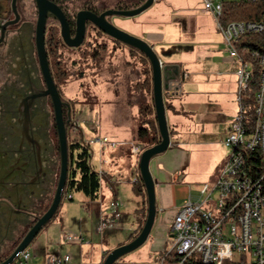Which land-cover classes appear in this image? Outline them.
<instances>
[{
  "label": "crops",
  "instance_id": "1",
  "mask_svg": "<svg viewBox=\"0 0 264 264\" xmlns=\"http://www.w3.org/2000/svg\"><path fill=\"white\" fill-rule=\"evenodd\" d=\"M203 7V0H154L150 16L135 24L162 65L163 95L171 138L169 149L150 162L155 180L157 216L149 238L157 244L171 240L173 218L187 200L204 199L205 195L201 193L203 187L207 186L209 192L214 188L210 186L221 175L229 157L225 139L232 122L239 115L236 72L240 62L230 57L214 14L205 12ZM28 47L24 52L17 49L13 56L22 89L14 84L5 85L1 101L7 102L8 106L0 114V254L4 246H14L17 241L13 238L14 234H20L27 227L33 212L44 213L49 208L60 172V160L48 134L51 114L48 100L42 99L36 107H28L24 96L17 97L18 93L26 94L31 85L34 86L30 81V71L35 73L36 69L33 51ZM23 55L27 56L26 62L21 57ZM29 61L31 67L28 66ZM135 65L138 70L143 67V64ZM145 79L146 75L141 71L139 77L133 79L135 81L130 80L131 94L142 93L147 103L152 104L153 91L150 94L146 85L139 87ZM107 85L115 91V98L107 100L108 104L98 96L95 104L85 98L73 99L74 103L84 102L86 117L81 119L74 115L76 124L71 137L88 143L94 137L107 136L120 143L117 147L90 145L93 167L100 173L102 182L106 176L108 185L101 186L98 200L91 201L83 194L81 200L91 215L95 214V218L101 220L107 209L106 198L110 202L120 199L123 203L120 209L123 223L119 231L127 230L129 234L125 238L128 239L121 243L117 240L110 245L109 233L105 234L101 236L100 250L93 248L88 256L82 254L78 257L71 246L85 247L87 240L82 243L62 240L60 234L71 232V226L64 228L55 220L50 230L48 225L52 221L41 230L45 239L36 241L40 232L31 243V251L37 259L28 264H45L46 258L52 254H62L54 241L65 247L74 243L65 253L72 255V264H103L108 251L133 240L146 221L147 195L145 190L139 192L137 189L140 171L133 157L139 153L136 146L138 114L137 107L134 109L133 105L139 103L130 101L124 110L119 104L122 88H114L113 80L109 79ZM133 85L139 88H133ZM37 86L40 88L39 83ZM105 119L111 120L116 129L108 132L103 125ZM95 122L99 125L96 126ZM219 166L222 167L220 172ZM70 194L72 199L69 200H74L73 193ZM213 198H217L216 193ZM53 228H59L58 233L52 232ZM132 236L135 237L131 239ZM8 257L3 256V260Z\"/></svg>",
  "mask_w": 264,
  "mask_h": 264
},
{
  "label": "built area",
  "instance_id": "2",
  "mask_svg": "<svg viewBox=\"0 0 264 264\" xmlns=\"http://www.w3.org/2000/svg\"><path fill=\"white\" fill-rule=\"evenodd\" d=\"M222 1L204 0L203 10L214 14L230 57L240 62L236 74L239 81L238 100L242 104L241 95L248 87L252 67L244 61L246 52H240L236 42L248 33H264V23L224 24L221 20ZM253 57L260 64L254 127H248L242 105L225 139V145L232 152L221 175L210 192L207 186L203 187L201 193L205 195L204 199H189L177 210L172 221L171 246L163 253L162 264H264V55L254 52ZM95 125L99 123L95 122ZM88 143L102 147L120 145L107 136L94 137ZM253 153L262 162L259 167L262 170L257 171L256 176L250 175L246 168V156ZM214 193L217 194L215 200L221 216L219 219L211 210L202 209L205 203L214 199ZM66 198L72 199V195L68 194ZM122 205L118 198L109 203L110 214L108 218H101L97 232L116 230L121 221ZM60 238L67 242L82 243L85 240L82 235L63 232ZM32 259L34 255L25 250L17 255L12 264H28ZM45 264H72V258L70 255H51L46 258Z\"/></svg>",
  "mask_w": 264,
  "mask_h": 264
},
{
  "label": "rangeland",
  "instance_id": "3",
  "mask_svg": "<svg viewBox=\"0 0 264 264\" xmlns=\"http://www.w3.org/2000/svg\"><path fill=\"white\" fill-rule=\"evenodd\" d=\"M203 4H204V0H203ZM30 12L34 14V9L31 10ZM68 13L69 16L73 18L76 16L78 12L77 10L76 11L74 10L73 6H70ZM151 13L152 11H150L149 8L140 15L135 16L133 18L114 16L110 20L118 28L136 37L143 39L140 30L135 27V24L140 23L141 20L150 16ZM82 48L83 49L77 51L61 49L59 52V57H60L59 60L61 63V67L63 69V74H62L63 76L61 77V81H60V85L63 89L62 98L72 99V101L73 99H77L78 97L81 100L82 98H85L90 103L95 104L94 101L98 96L99 98H102L104 100L105 104H108L106 102L107 100H112L115 98L114 96L115 91L113 90V88L112 87L107 88L108 79L113 80L114 88L117 86L122 88V92H121L122 95L121 98L119 99V104L120 106L123 107L124 110L127 108L128 103L130 101L139 103V105L135 104L133 105V107L134 109L137 107V114H138L137 126H140L141 121L145 117L144 115L145 112L143 108H141V105L142 103L147 104V98L142 93H140V95H138L137 93L131 94L133 89L129 85V82L130 80L139 77L141 71L145 73L147 71V64L143 62V59H141L136 52L135 55L132 56L128 51L129 48L126 49V47H122L121 43L118 44L112 41L111 39H109L108 36H106L103 33H99L95 31L91 27L88 31L87 37L85 39V43ZM136 63L141 65L143 64L142 65L143 67H141V69L138 70L136 68L137 65H135ZM114 80H116V83L114 82ZM143 85H144L143 82H141V86L139 87L141 88ZM133 86H134L133 88L137 87L135 85ZM83 103L84 102H80V101L74 103V115L77 118L82 119L86 117L85 115L86 112H84L85 108ZM242 105L243 104L239 103L238 114H240ZM103 125L104 127L107 128L108 132L109 131L111 132L113 129H116L117 127L109 119L103 120ZM136 146L139 148V153L135 154L133 157L139 167L143 142L136 138ZM94 148L95 146H93V149ZM228 150H229L228 156H230L232 149L228 148ZM57 156L60 160V154L59 155L57 154ZM224 164L222 165V167L224 166ZM220 167L221 166H219L218 168L219 172L221 171ZM216 180L218 179L216 178ZM216 182L217 181L213 182L210 187L215 186ZM107 185H108L107 178L106 176H104L102 186H107ZM73 195H74V200H69L66 198L62 200V205L60 206L59 211L56 215L57 217H55L52 220L51 225L50 224L48 225L49 226L48 230H50L52 223L55 220H57L59 225H64V228L65 227L69 228L71 226V232L69 233L66 232V233L76 236L82 235L87 240L85 247H80V245L73 246L72 244L74 243H70V246L72 245L71 247L72 248L74 247L73 250H75L76 256L80 257L82 254H87L88 256V252H90L93 248L100 250L101 238H102L101 236H104L105 234L108 233H109L108 239L111 240L110 245L115 244L117 240L120 241L121 243L124 242L126 239H128L125 238L127 234H129L127 230L124 232L119 231L120 226L123 223L122 222L123 219L117 225L116 230L114 231L106 230L105 232L102 233V235L101 233L97 232V226L100 221L99 218H95V214L91 215V211H88L86 209L85 205L82 203L81 200V198L83 197L81 193L75 192L73 193ZM104 203L107 209L106 211L103 212L104 214L103 218L104 217L108 218L110 214L108 207L110 203V199L106 198ZM202 209L211 210L214 213V216L218 219L221 217L217 209L216 200H211L208 204L204 205ZM54 231L55 234L58 233L59 228H53L52 232ZM112 233L113 235H111ZM43 234L44 231H42L38 235L36 241L41 240L42 238L45 239V237H42ZM55 236L56 235H54V237ZM133 237L131 239H133ZM170 241L171 240L168 239L165 244L163 243L157 244L154 243L152 240H150V238H148V240L141 247L122 256L115 264H162L161 259L164 255L163 253L170 249L171 246ZM53 244L59 246V247L56 246L55 247L59 250H62V254H57V255L52 254V256L63 257L65 255H70L72 257L71 254H65L67 253V251H69L70 246H66V247L61 246L57 243V241H54ZM31 248H32L31 246L28 247V251L29 250L31 251ZM162 250L163 253L160 254ZM111 251H108V254ZM31 252H32L31 254H34L33 251ZM87 256L85 257V260L88 259ZM34 259H37V257H35Z\"/></svg>",
  "mask_w": 264,
  "mask_h": 264
},
{
  "label": "water",
  "instance_id": "4",
  "mask_svg": "<svg viewBox=\"0 0 264 264\" xmlns=\"http://www.w3.org/2000/svg\"><path fill=\"white\" fill-rule=\"evenodd\" d=\"M154 0H145L143 4L132 9H108L101 14H96L89 10H80L76 15V32L72 37L70 25L63 9L50 0H36L39 16L36 27V46L38 59L46 85V89L36 95L29 97V104L39 97H50L54 109L55 125L58 134V144L60 151V172L54 198L49 208L36 219L33 226L25 234L21 242L17 245L12 254L0 264H12L17 255L25 251L37 235L45 228L56 216L59 207L65 195V188L69 173V147H68V128L71 123V113L68 119H65L63 106L65 105L59 92L58 86L53 78L48 54L45 44V33L47 19L53 16L60 22L61 38L65 45L71 48H80L85 40L87 32V24L91 23L93 27L111 39L120 42L127 47L134 48L141 52L149 61L152 69V87H153V103L155 108V116L157 120L160 141L145 149L140 157L139 171L140 177L144 184L147 195V218L140 233L130 242L119 246L112 250L106 257L103 264H115L122 256L141 247L149 238L157 216V199L155 190V180L150 171L151 160L166 152L171 146V138L169 125L166 116V106L163 95V73L161 62L154 51L153 47L145 40L136 37L111 22L114 16L133 18L149 9ZM1 42V40H0ZM28 101V99H26ZM28 104V105H29ZM30 107V105L28 106ZM71 110V106L68 105Z\"/></svg>",
  "mask_w": 264,
  "mask_h": 264
},
{
  "label": "trees",
  "instance_id": "5",
  "mask_svg": "<svg viewBox=\"0 0 264 264\" xmlns=\"http://www.w3.org/2000/svg\"><path fill=\"white\" fill-rule=\"evenodd\" d=\"M144 1L145 0H58V4L67 15H69L68 11L70 6H73L74 10H77V12L80 10H89L96 14H101L108 9L136 8L143 4ZM222 2L223 13L221 20L224 24L231 22L264 23V0H223ZM99 33L102 32L99 31ZM116 43L119 44L120 42ZM122 47L129 48L132 53L136 52L139 54L140 58L143 59V62L147 64V71L144 73L145 75L147 74V76L143 81V87L146 85L151 94L153 91L152 69L148 59L134 48L127 47L124 44H122ZM236 47L240 52H246L244 55V61L250 63L252 67V75L248 87L241 95L248 127L252 129L255 121V95L259 89L260 82V64L253 57V53L258 52L264 55V33L245 34L236 42ZM141 108H143L145 112V117L136 131V138L143 142L142 150H145L157 144L160 141V135L153 102L152 104L142 103ZM71 131L72 126L70 125L68 128L69 173L65 195L77 192L83 194L91 201H96L101 197L102 178L100 173L93 167L91 146L80 138L71 137ZM52 133L57 154L59 155L58 134L55 127L53 128ZM261 163L262 162L255 157V153L246 156V168H248V171L252 176H256V172L262 170L259 168L262 165ZM256 165H258V167ZM137 183L138 191L144 192V184L140 177ZM34 223L35 221L26 227L25 233L14 244V248L17 247ZM2 260L3 257L0 258V262Z\"/></svg>",
  "mask_w": 264,
  "mask_h": 264
},
{
  "label": "flooded vegetation",
  "instance_id": "6",
  "mask_svg": "<svg viewBox=\"0 0 264 264\" xmlns=\"http://www.w3.org/2000/svg\"><path fill=\"white\" fill-rule=\"evenodd\" d=\"M53 3L58 4V0H50ZM33 5V7H32ZM60 6V5H59ZM34 9V14L30 11ZM64 11V10H63ZM65 12V11H64ZM34 15V16H33ZM67 20L70 25L71 35L72 37L75 36L76 32V16L70 17L65 13ZM77 15V14H76ZM39 16V10L36 3V0H0V114L3 112V108L8 106L7 102H1L3 95L5 94L4 86L7 84H14L19 86L20 81L18 80V75L15 72V64L13 62V56L17 49H21L23 52L27 50V47L33 51L34 57V65L36 72L30 71L34 86L29 89V91L24 93H18V96H24L27 104H29V97L39 94L46 89V85L43 79V75L41 72L39 59H38V52L36 46V27L37 21ZM93 28L95 31L99 32L100 30L96 29L92 26L91 23L87 24V32L86 37L88 34L89 29ZM28 32V33H27ZM24 34V35H23ZM29 38L27 37V35ZM107 36V35H106ZM85 37V39H86ZM28 39V40H27ZM109 39H111L109 37ZM114 42H117L111 39ZM85 43V40H84ZM83 43V45H84ZM45 44H46V51L48 54L50 69L53 75V78L58 86L59 92L62 97L63 89L60 85L61 77L63 76V69L61 67V63L59 60V52L61 49H68V50H80L83 49V45L80 48H71L65 45L61 38V27L60 22L53 16H49L47 19V26H46V33H45ZM22 59L26 62L27 56H21ZM20 57V58H21ZM30 59V58H29ZM55 59V61H54ZM57 60V61H56ZM28 66L31 67L30 61L28 62ZM30 69V68H29ZM33 73V74H32ZM21 79V78H20ZM38 79V81H37ZM22 81V80H21ZM39 83L40 88H38L37 84ZM19 89L20 88L19 86ZM22 91V90H21ZM25 89H23V92ZM48 100V108L50 110V121L48 124V134L53 146L55 145L54 137L52 130L55 127V116H54V109L52 105V101L50 97H39L33 100V103H30V107H36V105L42 100ZM65 105L63 106V113L65 119H68L69 113H71V123L70 125L72 128L75 126V119H74V101L70 99H64ZM68 105L71 106V110L68 108ZM69 125V126H70ZM57 131V130H56ZM55 147V146H54ZM56 150V147H55ZM57 152V150H56ZM43 212L37 211L31 214V220L28 225L32 222L36 221L37 217L41 216ZM27 225V226H28ZM24 228L20 234L15 233L13 238L19 240L25 233ZM17 242V241H16ZM14 250V246L6 245L1 250L0 257H8L9 254Z\"/></svg>",
  "mask_w": 264,
  "mask_h": 264
}]
</instances>
